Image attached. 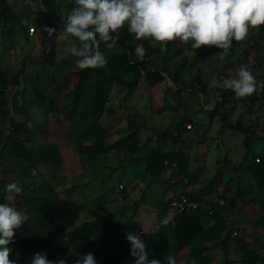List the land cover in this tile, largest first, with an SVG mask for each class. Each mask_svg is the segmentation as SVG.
<instances>
[{"label": "rangeland", "instance_id": "obj_1", "mask_svg": "<svg viewBox=\"0 0 264 264\" xmlns=\"http://www.w3.org/2000/svg\"><path fill=\"white\" fill-rule=\"evenodd\" d=\"M9 2L20 21L26 26L32 23L37 12L43 8L39 0ZM54 3L55 17L60 19L66 18L74 6V0H54ZM19 23L15 21L7 25L6 32L0 24V51L5 54L12 73L19 75L21 86L4 87L0 84V91L6 89L10 102L14 92H17L18 105L27 104L26 113L29 121L26 124L29 127H33L34 124L42 126L44 121L40 116V109L31 101L29 87L27 92H23V89L29 85V80L42 70L41 57L45 52L38 30L36 29L33 34L28 32L27 39ZM58 25L61 36L56 43L57 56L59 59L65 57L75 59L70 54L65 55L73 38L63 33L62 20ZM260 30L261 28L251 30L247 39L242 42L233 41L231 49L223 59L219 54L222 50L215 47H202L193 51L190 46L184 44L181 45L182 55L170 56L166 61L155 55L151 58L150 67L162 71L166 77L156 90L152 91L148 83L142 80L137 92L126 100V89L118 85L113 87L107 107L114 110V115L106 114L100 124L112 125L111 133L116 140L127 131L137 128L139 124L141 126L139 137L142 141L149 138H153V142L156 139L163 141L162 136L158 138L157 135L167 132L163 141L167 150L175 151L183 147L189 149V171L194 173L192 183L184 180L175 163L167 166L159 177L152 176L147 170L146 163L134 162L142 156L140 152L120 157L114 155L101 161L93 171L84 169L72 144L67 145L63 142L64 166L57 171L52 172L50 167L44 165L33 171L32 176H26L21 170L26 164L12 155L5 157L4 164L0 167L2 177L10 182H17L22 188V192L16 195L12 203H18L17 196L37 194L38 189L49 180L48 174L51 172L53 174L51 182L60 197L86 205L87 209L81 213L78 225L90 219L89 210H99L114 222L121 224L117 228L118 232L126 234L125 224L130 222L136 225L134 233L142 237L143 232L156 230L158 207L162 201L182 192L200 193L209 188L211 183L215 187L210 198L213 200L225 190L226 185L233 189L239 185L246 190L242 203L238 205V210L225 213V220L231 224L218 227L217 236L212 242L222 241L229 230H233L234 236L240 235L264 256V226L258 225V221L264 217V209L250 203L254 197H264V191L256 187L254 176L248 167L253 162L264 161V96L250 98L246 102L244 98L230 95L223 109L232 125L240 121L243 127L249 129L248 132L226 126L218 114L213 117L209 114V110L214 109L217 101L222 99V93L227 91L210 87L213 78L230 76L235 78L236 71L241 65L247 66L254 77L259 76L264 70V30ZM53 32L51 29L50 35ZM202 55L204 60L199 62L197 59ZM49 67L47 64L46 68ZM171 67L174 70H170ZM171 75L176 77L175 81H172ZM198 77L205 85L204 92L201 85L196 83ZM254 99L256 100L252 103L251 100ZM9 122L8 118L1 119L0 137L10 130L20 135L21 130L10 126ZM187 124H190L191 128H187ZM175 138H178L177 142ZM119 163H123L122 166H119ZM117 166L118 169L113 172ZM106 176L110 180L105 185L97 181ZM24 215L27 218L25 212ZM234 222V225L240 227V231L236 230L237 227L232 224ZM213 224L214 221L206 220L208 228ZM19 236L20 229H17L14 238ZM120 239L115 238L109 243L103 239H94L90 249L97 264L101 262L110 264L112 254L107 253L111 247L114 246V252L118 254L126 249L127 243L115 245ZM228 243L227 251L224 249L215 251L213 264L222 262L226 257L231 260V264H242L238 260L236 242L230 240ZM53 244L57 252V261L76 260L78 252L68 242L67 233L57 236ZM122 264L134 262L127 256Z\"/></svg>", "mask_w": 264, "mask_h": 264}, {"label": "trees", "instance_id": "obj_2", "mask_svg": "<svg viewBox=\"0 0 264 264\" xmlns=\"http://www.w3.org/2000/svg\"><path fill=\"white\" fill-rule=\"evenodd\" d=\"M39 2L43 8L37 12L32 23L26 26L20 21L9 0H0V24L4 31L6 32L7 25L15 21L20 22L25 37L29 39V28L35 27L45 52L41 57L42 70L38 71L29 80V85L23 89V92H27L29 87L31 101L40 109V116L44 121L42 126L34 124L33 127H29L26 124L29 121L26 113L27 104L18 105L17 92H14L10 102L6 89L0 91V121L8 118L10 126L21 130L20 135L10 130L0 137V167L4 164L5 157L12 155L26 164L21 167L26 176H32L33 171L44 165L50 167L52 172L57 171L64 166L62 143L65 142L67 145L72 144L84 169L93 171L101 161L110 159L114 155L120 157L140 152L142 156L134 162L146 163L147 170L152 176L159 177L167 166L175 163L184 180L192 183L194 173L189 171V149L183 147L175 151L167 150L163 142L167 132L157 135V137L162 136L163 141L156 139L153 142V138L142 141L139 137L141 127L139 124L137 128L127 131L116 140L111 133L112 125L100 124L106 114L114 115V110L107 107V104L115 85L126 89V100L137 92L142 80L148 83L152 91L158 89L166 77L162 71L150 67L151 58L158 55L166 61L170 56L182 55V43L178 40L169 42L167 51L161 52L157 42L150 39L135 41L125 28L117 35L115 47L107 48L103 42L100 43L99 50L108 60L104 68L80 70L75 65L76 58L59 59L57 56L56 43L61 36L58 23L62 19L55 17L54 0H39ZM260 28V31L264 30V26ZM51 29L54 30L52 35H50ZM135 43L144 44L147 52L144 60L131 55ZM6 60L5 54L0 51V84L4 87L11 85L20 88L19 75L12 73ZM133 60L134 63L131 62ZM197 60L202 62L204 56H200ZM47 64L50 65L49 68H46ZM170 70L174 68L171 67ZM171 77L172 81H175L176 77L173 75ZM255 80L256 91L244 98L246 102L250 98L264 96V70L255 77ZM196 83L201 85L204 92L205 85L199 77ZM230 95H234L231 90L223 92L222 99L217 101L214 109L209 110V114L212 117L218 114L224 125L248 132L249 129L243 127L240 121L232 125L223 110ZM255 100L251 102L254 103ZM177 141L178 138H175V142ZM122 164L119 163V166ZM248 167L254 176L256 187L264 191V161L253 162ZM117 169L118 166L112 171ZM48 175L49 180L38 189L37 194L17 196L18 203H13L27 214L25 223L20 228V236L13 238V242L9 244L12 249L10 258L15 264H31L34 254L38 252L47 253L49 260L57 261L53 240L63 233H67L68 242L78 252L76 260L78 256L91 252L90 245L93 244L94 239H103L109 243L120 237L115 245L127 243V247L120 254L114 252V246L111 247L107 253L112 254L109 259L110 264H122L127 256H130L136 264V257L131 255V245L126 239V234L117 231L121 224L114 222L99 210H89L90 219L78 225L81 213L87 209L86 205L60 197L51 182L53 174L50 172ZM109 180L110 178L106 176L97 181L105 185ZM9 182L2 177L0 169V203L7 202L4 200V189ZM213 185L211 183L209 188L200 193L183 192L191 199L209 204V210L191 209L175 212L170 207L173 197L159 204L156 230L143 232L141 237L146 244L149 259L156 258L164 264V257L169 254L175 258L176 264H213L215 251L219 249L227 251L228 242L233 240L236 242L238 260L242 264L264 262V256L257 248L251 247L250 243L240 235L234 236L233 230H229L222 241L212 242L217 236L218 227L231 224L225 220V213L238 210V205L242 203L246 194V190L239 185L235 189L226 185L221 194L210 200L215 188ZM250 203L264 209V197H254ZM206 220L214 221V224L208 228ZM232 224L234 225L235 222ZM258 225L264 226V217H261ZM234 226L240 231V227ZM125 227L127 232L134 233L136 229V225L130 222L125 224ZM76 260L67 264H76ZM215 264H231V260L226 257L222 262Z\"/></svg>", "mask_w": 264, "mask_h": 264}, {"label": "clouds", "instance_id": "obj_3", "mask_svg": "<svg viewBox=\"0 0 264 264\" xmlns=\"http://www.w3.org/2000/svg\"><path fill=\"white\" fill-rule=\"evenodd\" d=\"M62 22L63 33L73 38L65 55L75 57L80 70L104 68L108 60L99 50L100 43L107 48L115 47L117 35L125 28L135 41L157 42L161 52L167 51L169 42L178 40L193 51L215 47L222 50L219 54L223 59L233 41L242 42L251 30L264 26V0H74L73 8ZM146 54L144 44L135 43L131 55L144 60ZM209 86L231 90L236 98L253 94L257 87L254 75L244 65L236 71L235 78H213ZM4 191L7 202L0 203V264H15L10 258L9 244L26 217L12 202L22 188L17 182H9ZM126 239L136 264H162L159 259H149L140 235L129 231ZM31 264H67V261H52L47 253L38 252ZM76 264L97 262L89 252L78 256ZM164 264H176V260L166 254Z\"/></svg>", "mask_w": 264, "mask_h": 264}, {"label": "built area", "instance_id": "obj_4", "mask_svg": "<svg viewBox=\"0 0 264 264\" xmlns=\"http://www.w3.org/2000/svg\"><path fill=\"white\" fill-rule=\"evenodd\" d=\"M36 29L35 27L29 28V33L33 34L35 33ZM187 128H191L190 124L186 125ZM257 161L259 162V158H257ZM170 207L175 212H181L185 210H191V209H210V205L197 201L194 199H191L186 193H180L178 196H175L170 201Z\"/></svg>", "mask_w": 264, "mask_h": 264}]
</instances>
